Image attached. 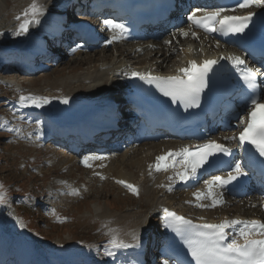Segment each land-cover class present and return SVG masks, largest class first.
Here are the masks:
<instances>
[{
	"label": "rangeland",
	"instance_id": "1",
	"mask_svg": "<svg viewBox=\"0 0 264 264\" xmlns=\"http://www.w3.org/2000/svg\"><path fill=\"white\" fill-rule=\"evenodd\" d=\"M35 2L44 9L40 23L31 24L27 33L17 36L15 32L25 19L23 12L33 0H0V184L3 185L0 191L7 194V203L0 205V264H121V261L134 264L137 256L132 249L115 250L114 257L105 255L110 236L115 234L130 240V234L136 232L142 221L149 225L144 233L153 231L149 229L154 225L151 219L165 202L195 217L228 213L247 218L261 214L258 191L244 198L226 200L216 207L202 208L192 200L193 190L177 189L170 182L162 185L163 171L146 169L141 174L144 156L154 152L158 143L140 147L116 141L119 148L112 147L114 143L108 145L106 153L115 158L117 173L123 170L122 166H129L127 173L142 184L138 194L117 184L116 170L113 175H103L83 163L86 156L103 152L89 148L71 155L47 135L48 140L41 143V129L48 128L49 123L44 117L27 112V106L19 102L20 95L47 97L55 110L73 103L84 104L94 84H102L99 89H109L110 82L119 84L122 77L112 74L115 65L126 70L133 63L142 65L152 60L149 65L159 63V69L166 71L183 59L182 48L208 51L212 42L206 47L202 36L193 37L185 20L166 32L168 37L175 33L172 46L164 37L156 42L123 38L111 46L103 42L96 49L77 52L73 47L66 52L61 44L37 56L31 66L32 73H18L15 66L21 58L19 48L30 44L40 48L42 38L50 35L55 22L61 20L57 16L61 11L66 10L70 17L80 20L94 18L85 8H80L84 0L78 4L69 0ZM49 15L53 17L52 23L45 22ZM18 16L21 19L17 20ZM182 29L188 35L181 34L176 39L178 30ZM157 50L170 54L168 59L162 62L160 53L154 55ZM117 53L121 54L118 58ZM90 57L94 60L86 61ZM9 63L12 65L7 68ZM93 77L97 78L95 82ZM64 98L68 99L67 104L62 103ZM233 121L239 123V118ZM9 128L19 129V134L8 131ZM58 159L70 164L60 166L56 163ZM138 160H141L139 166L135 164ZM73 190L78 194H70ZM43 207L47 208L46 213ZM161 258L155 245L141 259L145 263H157Z\"/></svg>",
	"mask_w": 264,
	"mask_h": 264
},
{
	"label": "snow or ice",
	"instance_id": "2",
	"mask_svg": "<svg viewBox=\"0 0 264 264\" xmlns=\"http://www.w3.org/2000/svg\"><path fill=\"white\" fill-rule=\"evenodd\" d=\"M262 7L264 0H243L239 4L240 8ZM202 11V10H197ZM226 11L223 8L215 11L205 12L203 16L197 17L193 12L188 16V20L194 25L203 28L206 32L218 31L223 34L227 33H243L248 27L253 16L249 12L246 16H221V13ZM44 14V9L39 6L35 0L24 10L23 16L25 19L20 23L15 35L25 34L29 30L31 24H39V17ZM17 20L21 17H17ZM110 26V29L119 30L121 36L126 33L127 29L122 24H116L112 21H105ZM219 25L215 27L214 25ZM187 36V32H183ZM196 37V33H192ZM114 39L116 37H113ZM111 41H109L110 43ZM166 43H169L166 41ZM220 59L228 60L234 68L239 72L240 79L249 89L257 88V74L264 75L260 69H250L242 67L245 61L236 55L222 56ZM218 63L217 60H204L202 64H197L195 60L189 61V66L180 67L177 69L182 75L175 76H152L133 71V77L146 81L149 84H155L159 91L169 97L172 102L179 101L185 108L198 107L200 103L201 93L208 87V74L212 71L213 66ZM251 105L254 107L249 113L250 120L247 127L239 133V141L241 144L248 142L255 146L261 156H264V104L259 103L258 98L250 97ZM19 102L25 106H34L37 108L43 107L50 103L49 98L32 95H20ZM62 103L67 104L68 99L64 98ZM7 123V122H5ZM8 131H16L19 134V129H7ZM229 137L228 139H232ZM230 152L224 145L216 141H208L199 146V150L190 151L188 148H183L179 152L169 151L165 155L156 157L154 165L149 168H155L156 171H168L169 168L174 170V176H170V180H180L187 182L194 179L198 171L209 161L211 156L217 153L228 154ZM179 158V159H177ZM105 157L99 155H89L84 158L83 163L89 165V161L103 160ZM246 175L239 163H236L231 171L225 177L213 176L211 180H206L208 191L207 196L197 191L193 193L197 201L202 198L211 200L210 205L197 204L198 207H216L220 205L222 194L217 195L213 192L214 187L224 188L239 177ZM103 178V177H101ZM117 183L123 184L134 194H138V189L127 182L120 180ZM3 185L0 184V190ZM171 190V188H169ZM70 194H78L73 190ZM7 203V194L0 191V205ZM163 223L166 228L172 229L180 236L191 254L195 264H264V222L258 220H241L239 218L227 219L219 223H204L201 225H193L192 221L185 219L183 216L177 215L175 212L163 209ZM235 225H242L239 231L229 239L227 229ZM21 227H24L21 222ZM140 246V238L136 232L130 234V240H124L118 235L112 234L108 241V246L105 249V255L114 257L115 250L132 249ZM162 264H168L164 260Z\"/></svg>",
	"mask_w": 264,
	"mask_h": 264
},
{
	"label": "bare ground",
	"instance_id": "3",
	"mask_svg": "<svg viewBox=\"0 0 264 264\" xmlns=\"http://www.w3.org/2000/svg\"><path fill=\"white\" fill-rule=\"evenodd\" d=\"M45 18H46V21H45L46 23H49V22L52 23L53 17H50V15H49V16H46ZM187 22H188L187 23L188 24L187 26H188V28H189V30H190L191 33L194 32V33H196L197 36H202V38L204 40H206V47H207V45L210 42L213 41L212 40L213 39L212 37L208 38L204 34H201V32L199 30L195 29L191 25V22L189 20H187ZM161 29H162V27L147 29L145 32L142 33V35L143 36H146V39L152 40V42H156V41H158L162 37L167 38V40L170 41L171 46H172V44L175 42V38H173V34H175V33H173L172 35H170V37H168V35L166 33L168 30H161ZM168 29H170V27H168ZM182 30H178V32H177L178 35H177V38L176 39H179L180 38V36L182 34ZM115 36H116L117 39L121 38L118 35H115ZM137 37H138V35H131V36L125 37V38H137ZM109 41H110V39L108 40V42ZM34 50H38L39 51L40 48H38L34 44H30V45H28V46L25 47V50L23 52H20V53L22 55L25 54V56H28L29 55L30 56L29 59L30 58L32 59L33 58L32 56H33V51ZM181 50H182V55H183L182 57L183 58H186V61L184 63L181 62L179 68L180 67H183L185 65H188L189 66V61H192L193 60L192 58H195V57H197L199 61L200 60H205L206 58H208V55L206 53L213 52L214 50H216V47L212 44V47L209 48L208 51H205L203 49H199L197 52L190 50V48L189 49L188 48H185V49L182 48ZM158 53H160V57H161V61L162 62H164L165 60H167L168 57H169V55H170V54L165 55V52L163 50H157V52H155L154 55H156ZM211 57H214V55L211 56ZM92 60H94V59L90 57L86 61L92 62ZM139 64H141V63H139ZM150 65H154L156 67L155 70H154L156 72H162L163 71V70H160L159 69V63H154V64H150ZM127 68H129V67H127ZM145 70L149 71V68H145ZM114 73H115L114 70H112V74H114ZM104 78H105V76L103 75V79ZM89 79H90V77H89ZM89 79H88V81H89ZM96 79L97 78H94L93 77L92 78V82H95ZM104 84H105V81H104L103 85ZM109 84H110V86H109L110 88L109 89H107V88L99 89L98 87L100 85H102V84H99V85L98 84H94L89 89L88 95H86V96H88L87 99H86L87 102H84V104H87L88 103L87 105H84L83 103H73L71 105L70 104L69 105H66L67 107L65 109H62V110H58V109L55 110L54 109V115H53V117L50 118V119L47 118V122L49 123V127L48 128L45 127L46 129H44V128L41 129V133L39 135V140H41V143L47 139L46 135L47 136H50L51 132H55L56 131L55 129H59L60 127H63L62 125H66V123H69V122H74V123H76V122H86V123H88V121L91 120V119H94V120H108V117H104L103 116V114L105 113V110L104 109L107 108V106L109 104V98L110 97L114 101H116L117 98H118L117 95H115V94L112 93V90H117L118 89V85H117L118 83L116 84V83L110 82ZM124 84H125V81L124 82L121 81V83L119 84L120 88L123 87ZM83 99H85V98H83ZM50 103L53 106V104H52L51 101H50ZM27 112H29L30 114H34L36 117L37 116H42V114L40 113V111H38V112H32L30 110H27ZM96 112H97V115L94 114ZM58 113H60V114H58ZM231 119H232V114L231 113H226L223 116L222 119L218 120V126H220V127H222L225 123H228L231 126V128L229 130L224 129V131H223L224 134H225V136H224L225 139L224 140L226 142H229V143H233V141H234V133L238 129V123H235V122L231 121ZM232 126H234V129L232 128ZM36 133H37V131H36ZM104 136H106V134L103 133V136L101 138H103ZM229 137H233V138L232 139H228ZM73 142H77L78 143V138L75 137ZM73 142H71V145L74 144ZM132 143H134L135 145H140V147H144L143 145L150 144L149 142H146L139 135H134V140L132 141ZM179 143H180V141H179ZM77 145H79V144H77ZM177 145H178V143L165 144V143L161 142V143L156 144L157 147H156V150L155 151L157 153L163 152L162 155H165L166 153H168V146L174 147V146H177ZM107 149H108V147L106 146L103 149V151H102L103 152L102 155L101 154H94V155H99V156L105 157V159H103V160H92V161H89L88 163H89V165H91V168H93V170L98 171L100 174L105 175V174L109 173V174H112L113 175L115 170H116V173H117V163L114 162L115 161V158L108 156V154L106 153L107 152ZM140 162H141V160H138V161L135 162V164L139 166ZM142 162H144V166L142 165L143 168H142L141 174H145L146 169L148 170L149 169V166L156 162V158H155L154 155H152V154L149 153V154H146L144 156V159L142 160ZM56 163L58 165H60V166H65L67 164H70V162L69 163L68 162H65V161L62 162L61 159L56 160ZM236 163H237V160H236ZM119 164H122L123 165V162L120 161ZM88 167H90V166H88ZM122 167H123V170H119L118 171V173L116 175L117 178L118 179H121L122 178L123 181H125V182L129 181V183L130 182H134V180L132 178L133 174L130 175V174L127 173V171L129 170V166H127V167L122 166ZM174 174H175L174 173V170H172V169H169L168 171H164L163 176H162V182H163L162 185L165 184L167 181H173V180H170L169 177L170 176H174ZM216 188L217 187H214L213 189L215 190ZM207 191H208V188L204 192V195H206V196H207ZM193 193H195V192H192V194ZM260 198H264V191L263 190H261V194L258 195V197H257V199H260ZM163 204L164 205H167V206H172L173 205L170 202H165ZM161 211H162V209H160V211H158V212L156 211V213L154 214L155 217H153V219H151L153 221V223H154V226L156 227V225H157V228H158L157 231H158V234H159L158 236H161L162 233H160V232H162V229L164 228L162 222H159L158 224L155 222L157 220L156 215L159 214V213H161ZM180 212H182V211H180ZM238 216L241 217V214L238 215ZM208 217L209 216H207L205 214H201L200 216L197 217V219L198 220H201V221L202 220H206L208 222H212L213 219H217L215 216H213L211 218V220H209V219H207ZM147 226H149V225H147L145 223V221L140 222V224L137 226L136 234L139 236L140 239L142 238V236L144 237V234H145L144 231L146 230V227ZM151 232H154V231H151ZM154 235H155L154 233L151 234V236H154ZM159 238H160V240H162V250H163L162 252H164L165 256L167 257L169 255V251L167 250L168 239L165 236L163 238L162 237H159ZM116 264H118V263H116ZM121 264H125V262L121 261Z\"/></svg>",
	"mask_w": 264,
	"mask_h": 264
},
{
	"label": "water",
	"instance_id": "4",
	"mask_svg": "<svg viewBox=\"0 0 264 264\" xmlns=\"http://www.w3.org/2000/svg\"><path fill=\"white\" fill-rule=\"evenodd\" d=\"M29 108L32 111H38L37 107L30 105ZM42 113L48 118H51L53 116V110L49 103L42 107Z\"/></svg>",
	"mask_w": 264,
	"mask_h": 264
}]
</instances>
